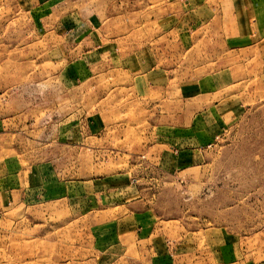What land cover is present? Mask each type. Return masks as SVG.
Segmentation results:
<instances>
[{"label":"rangeland","instance_id":"rangeland-1","mask_svg":"<svg viewBox=\"0 0 264 264\" xmlns=\"http://www.w3.org/2000/svg\"><path fill=\"white\" fill-rule=\"evenodd\" d=\"M69 1L35 23L0 0V264H264V62L215 69L192 0ZM80 22L102 64L82 86L81 41L62 38ZM194 137L212 143L180 173ZM115 211L150 213L151 239L118 238Z\"/></svg>","mask_w":264,"mask_h":264},{"label":"crops","instance_id":"crops-1","mask_svg":"<svg viewBox=\"0 0 264 264\" xmlns=\"http://www.w3.org/2000/svg\"><path fill=\"white\" fill-rule=\"evenodd\" d=\"M22 1L23 6L25 7L26 5L28 7L27 14H29L30 18L33 19L35 23L51 19L55 14L60 13L63 9H65L64 7L70 4L69 0ZM225 3L227 5L226 7ZM190 6L194 7V10H192L189 15L191 44H193V42H197L198 39L204 40V44L206 45L205 52H220L222 54L224 53L226 56V60L223 58V56L220 58L221 60L218 63L220 65H217L215 69H220L221 73H224V71L227 73L228 71L233 72L231 69L235 68L230 67V63H236V67L238 68L246 64V59L249 62L251 61L250 63L253 66L255 64L261 65V62H264V0H221V2H219V0H200V2L192 0L190 1ZM202 6L205 9V14L198 12V9ZM225 10L226 13L224 12ZM87 27L88 25L86 23H81L79 26H70L67 31L62 33V38H72L76 41L84 42L83 44H81V42L75 44L78 47L77 49L80 50L79 54H81L77 58L75 65L81 69V72L78 73V86L84 85L91 77L95 76L102 65L99 62L100 56H97L96 52L94 51L95 48H83L85 39L81 40V38L85 36L86 33L84 32L86 31L85 28ZM202 29L206 30V32L204 31L205 34H199ZM87 30L89 32L92 30L93 36L100 38L101 25L95 30ZM194 37L197 38L193 39ZM213 37L215 38L216 42H213ZM61 53L63 54V50H61ZM245 53H249L251 56L246 58L244 56ZM86 58H89L90 62L92 61V63L86 61ZM65 68L68 70L69 66H66ZM120 69L126 73L133 74V77L138 78L137 80H140L141 85L144 87L160 86V83H162V81H158L160 75L162 78L161 80L164 79V73H154V71L153 73H149L150 69L145 75H143L145 72L142 71V69H139L137 66L134 67V64H130V66L127 64H124L123 66L121 65ZM216 75L217 73H214L210 76V78L208 77L206 79H201L199 80L198 84L208 81V85L205 84L206 88L208 87L207 89L210 88L212 91L216 88H220L219 86L211 88L212 85L209 84V80H211L213 77H216ZM206 92L208 93L210 91ZM213 94L214 93L211 95ZM221 100H224V98ZM218 108L219 107L217 106H212L210 109L212 111L211 114L205 112L204 117L209 118L213 112H217L216 109ZM211 122L213 123V121ZM202 128L203 127H200V130ZM193 132L196 133L195 119L190 125L189 134L191 135ZM211 143L212 139L209 137H206V139L203 141L198 142L194 137L192 144L189 145L191 148L187 149L188 153L190 154L189 157H192L193 160H179L175 161V163L173 162L178 166V171L181 173V169L186 167L187 163L191 165L202 164V161H195L196 157L198 156L197 154L201 151L202 147L204 148L206 145H210ZM3 166L4 173L9 175L10 171L8 167L5 165ZM116 208L118 209L117 212L119 214L120 210H129V207L125 205L118 206ZM115 214L116 211L113 213V215L114 219L116 218L118 221L112 223L116 232L118 233V238H124V236L125 240H131L132 238H135L137 243L147 242V239H151L152 232H154L156 228V222H153V217L150 213L146 211H131L130 215H119L118 217H115ZM98 228L101 230V233H104L106 230L104 225H100ZM146 236H148L147 239H145ZM119 240L122 241L121 239ZM110 244L114 245L111 248H114L118 245L116 244L114 236L112 237V242H110ZM157 246H160V244H157ZM96 262V264H104L103 262L100 263L99 260Z\"/></svg>","mask_w":264,"mask_h":264}]
</instances>
